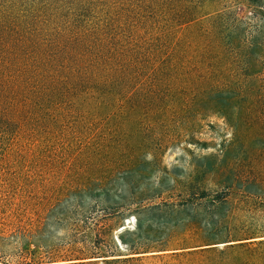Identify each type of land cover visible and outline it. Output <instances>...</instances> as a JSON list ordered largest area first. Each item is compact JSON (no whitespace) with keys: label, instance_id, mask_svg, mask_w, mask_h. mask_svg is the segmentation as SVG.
<instances>
[{"label":"rangeland","instance_id":"obj_1","mask_svg":"<svg viewBox=\"0 0 264 264\" xmlns=\"http://www.w3.org/2000/svg\"><path fill=\"white\" fill-rule=\"evenodd\" d=\"M250 3L231 0L218 13L243 22L238 48L252 43L244 76L238 55V104L161 110L142 122L115 113L48 145L49 154L36 142L38 155H14L28 146L25 133L15 138L0 155V264H62L91 245L92 230L122 254V242L174 249L264 237V16Z\"/></svg>","mask_w":264,"mask_h":264},{"label":"trees","instance_id":"obj_2","mask_svg":"<svg viewBox=\"0 0 264 264\" xmlns=\"http://www.w3.org/2000/svg\"><path fill=\"white\" fill-rule=\"evenodd\" d=\"M230 1L0 0V155L20 133L28 146L14 155L49 154L48 145L115 113L142 122L161 110L238 104V55L244 76L252 43L238 48L243 22L219 18ZM246 1L264 16V0ZM89 234L91 245L81 243L60 263L264 264L263 236L174 249L122 242V254L113 239Z\"/></svg>","mask_w":264,"mask_h":264}]
</instances>
